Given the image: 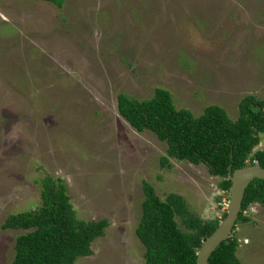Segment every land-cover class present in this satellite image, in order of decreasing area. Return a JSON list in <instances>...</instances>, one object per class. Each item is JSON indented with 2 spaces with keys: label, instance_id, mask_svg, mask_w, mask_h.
<instances>
[{
  "label": "rangeland",
  "instance_id": "obj_1",
  "mask_svg": "<svg viewBox=\"0 0 264 264\" xmlns=\"http://www.w3.org/2000/svg\"><path fill=\"white\" fill-rule=\"evenodd\" d=\"M158 88L196 117L214 105L235 121L242 99L264 100V0H0V264L25 233L1 226L40 206L46 176L64 180L78 219L110 222L75 264H145L135 233L144 181L202 220L222 219L220 178L162 165L167 145L118 112L120 94L142 101ZM244 217L237 256L264 264V207Z\"/></svg>",
  "mask_w": 264,
  "mask_h": 264
},
{
  "label": "trees",
  "instance_id": "obj_2",
  "mask_svg": "<svg viewBox=\"0 0 264 264\" xmlns=\"http://www.w3.org/2000/svg\"><path fill=\"white\" fill-rule=\"evenodd\" d=\"M62 8L65 0H37ZM118 112L137 132H152L167 145V157L193 165H204L220 178L219 189L229 193V172L257 164L264 168V151L255 149L264 134V100L247 96L239 104V117L232 121L220 106H209L196 117L178 110L168 90L158 88L148 100L120 94ZM40 206L9 216L2 230L24 231L14 244L10 264H75L92 255V244L105 235L107 219L84 221L77 217L64 180L46 176L41 182ZM144 200L136 236L144 247L145 264H196L197 252L221 220L205 221L191 212L186 199L170 194L165 200L151 184L142 183ZM220 201V199H219ZM264 207V181L247 188L236 225L251 205ZM182 228H181V227ZM235 229V227H234ZM234 231V230H233ZM239 243L231 237L211 255L208 264H242Z\"/></svg>",
  "mask_w": 264,
  "mask_h": 264
},
{
  "label": "water",
  "instance_id": "obj_3",
  "mask_svg": "<svg viewBox=\"0 0 264 264\" xmlns=\"http://www.w3.org/2000/svg\"><path fill=\"white\" fill-rule=\"evenodd\" d=\"M231 186L225 217L197 252L196 264H208L211 255L230 237L242 211L245 192L254 180L264 181V168L257 164L229 172Z\"/></svg>",
  "mask_w": 264,
  "mask_h": 264
}]
</instances>
